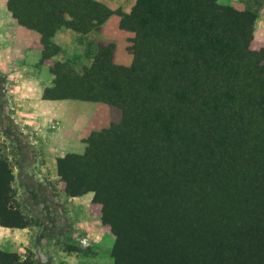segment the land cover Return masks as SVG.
Listing matches in <instances>:
<instances>
[{"label": "rangeland", "instance_id": "374dc122", "mask_svg": "<svg viewBox=\"0 0 264 264\" xmlns=\"http://www.w3.org/2000/svg\"><path fill=\"white\" fill-rule=\"evenodd\" d=\"M9 3L45 35L63 11L94 9ZM123 23L135 58L99 84L109 128L84 145L51 138L64 155L43 181L10 175L7 148L35 137L2 104L0 75V223L30 229H0V247L23 264H264V0H136Z\"/></svg>", "mask_w": 264, "mask_h": 264}, {"label": "crops", "instance_id": "0c3cea01", "mask_svg": "<svg viewBox=\"0 0 264 264\" xmlns=\"http://www.w3.org/2000/svg\"><path fill=\"white\" fill-rule=\"evenodd\" d=\"M86 2L94 9L87 10L84 19L65 14L64 24L45 35L22 25L9 11L8 0H0V59L6 65L0 72L5 81L2 104L14 107L18 121L28 125V139L35 137L32 146L7 148L19 152L8 160L17 185L24 178L43 181L56 173L64 152L46 147L51 138L55 147L74 146L70 139L84 145L82 139L109 128L108 87H99L109 79L102 76L109 68L133 66L135 33L123 19L136 0ZM13 229L15 235L30 232L26 226ZM23 245L31 247L28 239ZM6 248L0 250L17 253Z\"/></svg>", "mask_w": 264, "mask_h": 264}, {"label": "trees", "instance_id": "16d2710c", "mask_svg": "<svg viewBox=\"0 0 264 264\" xmlns=\"http://www.w3.org/2000/svg\"><path fill=\"white\" fill-rule=\"evenodd\" d=\"M9 1L10 0H8V9H9V11H11L12 12V14H15L14 13V11H12V8L10 7V3H9ZM83 1V0H82ZM102 12V15H104V13H103V11H101ZM63 15H69V16H71V17H74L75 19H78V20H80V19H84V17H85V13H82V15H79L78 13L77 14H73V13H71V12H69V11H67V10H65V11H63V13H62ZM62 24H64V17H62L61 18V20H60V23H58L57 25H49V26H46L45 28H50V29H47L48 31H49V33L50 32H52L54 29H56L57 27H59L60 25H62ZM28 28H31V29H37V30H42V28H39V27H37V26H34V25H30ZM43 30H46V29H43ZM134 45H135V42H134ZM134 58H135V55H134ZM134 64V63H133ZM133 67V66H132ZM120 70H122V69H111V68H109V71L106 73V74H104V76H109L110 74H111V72L112 73H114V74H117V72H119ZM130 70V69H129ZM122 71H127V70H122ZM108 88H109V86H107ZM106 91H109V89H107ZM109 92H106V97H107V94H108ZM60 161V160H59ZM58 161V162H59ZM10 175H11V173H10ZM72 195H75V194H72ZM1 197V196H0ZM1 217V216H0ZM0 226H2V227H6V228H23V227H25V226H20V227H18V226H14V225H11V224H9V223H0ZM0 264H23L22 262H19V260H18V258H17V256H16V254L15 253H5V252H0Z\"/></svg>", "mask_w": 264, "mask_h": 264}]
</instances>
